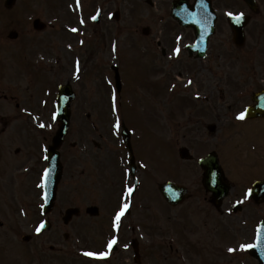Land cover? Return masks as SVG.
<instances>
[{
	"label": "rangeland",
	"instance_id": "rangeland-1",
	"mask_svg": "<svg viewBox=\"0 0 264 264\" xmlns=\"http://www.w3.org/2000/svg\"><path fill=\"white\" fill-rule=\"evenodd\" d=\"M31 1H33L32 7L45 6L47 10H50L49 7L51 9L54 8L52 3L55 0ZM96 1L97 0H82V7L78 8V5L75 3L76 0H57V9L55 10L57 11L59 20L54 19L56 23V27L54 30H52L51 32H41L36 31L32 26H29L28 30L25 29L24 32H21V37L17 42L9 41L8 43H6V46L9 45V50L12 49V51H15V44L10 43H48L50 39L49 36L50 34H52L55 38V43H57V54L61 55L60 59L62 62L57 63L58 70H53L51 72V81L56 82L57 84L64 83L65 81H70L77 91V97L72 105L73 112L68 141H66L60 147V150H63L62 154L64 155L65 151L66 155L63 158L66 164V173L64 186H62V189L69 190L72 185H66L70 184V180L75 179V175H77L76 172H73V166L75 165L77 167V161L74 158V155L77 154L72 152H79V142L82 137L86 139V135H88L89 137L99 139L100 134H103V136L105 135L114 137L118 133V131L114 128V124L116 122V118L121 114L126 120L129 119L128 121L138 128L139 137L135 142H133V152L135 157L141 160L144 159L148 162L149 171L152 173H145L144 169L143 172L141 171L139 173L141 180L143 177H145V179L143 178V183L144 188L146 187L148 194H146L143 188L140 203H137L136 205L137 211L141 209L137 218H139L140 216L144 217L146 213H149V218H151L152 222V229L146 228L149 235L145 239L140 240V244L144 248L146 247L144 255L141 256L143 264H216L214 262L216 257H214V251L212 250L213 247L211 246L212 239L210 237H212V225L215 223H219L218 219L219 221H221V219L219 215L214 212V209L211 207V205L204 202L205 197L207 199L209 197H207L204 193V188L201 182V175L197 174L194 166L189 165L188 162L182 163V165H180V168L181 166L183 167L181 168L182 173L178 172L175 168L179 165V162L177 160V154H175L174 145L171 142V136L169 135V133L171 134V131H169L168 133L165 126L162 127V103H160L159 100L154 102L152 100V104L150 102L151 94L153 95V93L154 95H156L160 92L159 99L161 101H165L167 99L164 96L163 92H161L160 83L158 81H153L152 88L149 86V89H151L152 92L151 94H148L149 91L148 93L146 92L147 79H145L144 70L142 69L140 71L143 72L141 76L138 69H136V72L134 74L138 73V77L134 78V81L129 80L128 73L126 72L123 79V92L124 94H126L125 99L130 100L133 103L135 98L137 109H135L134 112L128 111L127 107L123 108L125 106L124 104H119L117 105L116 112L112 110L111 98L113 97L115 91L112 88L113 86H111L109 82L113 80L114 75L109 74V65L105 63H107L108 61L109 63L120 61L122 59L121 55H124L121 52H126L125 56H128L129 63L132 66L136 67L138 66L136 64L137 62L145 61L147 43H157V39H160V41H162L163 43H167L170 45L172 42V38H170L169 36L171 35V33L176 34L179 30V28L174 29V25L170 24L168 9L171 0H153V4L148 3L147 0H113L114 6L111 8L110 14L113 12V10H120L121 16L119 21L107 19L108 12L106 11H109L110 9L108 6V2H105L108 8L103 7L105 11L103 10L102 21L98 26H93V23L90 22V18L92 20L94 16L93 14L97 12V10L95 9ZM100 1L103 2V0ZM102 5H104V3ZM217 5L220 11L224 13L225 8L228 6V3L227 0H218ZM72 8L78 9V11L85 10L86 18L88 17V26H85L83 30L75 32L67 30L68 25H73L72 20L75 18L72 17V15H76L73 14L72 11H68ZM82 8L83 10H81ZM51 11L50 16L52 14ZM161 15L164 16L161 17ZM260 21L261 19L254 22V25H250L248 27V32L253 35L252 37L255 36V31L259 30L261 25ZM146 26L154 27V29L152 28V32L148 35L142 32V28ZM167 26L169 27V30L171 32H169L170 35L168 34ZM59 28H61L62 31ZM228 32L229 30L226 24H219L218 32L213 38V43H220L221 41L222 43H231L229 41L231 34L230 32L228 34ZM97 33L98 35H100V37H98ZM248 43L254 42L249 41ZM114 45L115 50L113 48ZM221 50V56L227 57L229 53L226 50L225 45L222 49L217 48V50L215 51H217L218 54ZM230 50H232L231 52L233 53V55H235L232 47H230ZM245 50L246 52L252 54V56L248 59L252 68L256 69L260 62H257V59L253 58V50H255V48L253 49L249 44V46H247ZM91 52L93 53L91 54ZM131 53L135 56H140V58L138 60H133L132 55H129ZM142 53L144 56H141ZM12 55H14V53ZM90 55H92L93 57L98 56L100 58H98V60H90V62H88L86 65L84 63V59H86V57H89ZM147 57H149V54L147 55ZM183 59L184 63L180 66H174L173 70L168 74L169 76H174V79L176 81H179V79H184L182 76H180V74H182L183 72H189L190 65L193 69H195V67L197 66L196 63L193 64L190 62L189 64V62H187L185 58ZM81 60H83V62H81ZM125 60L128 61L126 57ZM225 63L226 62H223L220 58L217 59V76L219 75L218 71H221L223 74V69L225 70ZM227 64L228 63H226V65ZM64 65L68 66V68L64 67ZM141 65L145 69V63H141ZM60 67H62L61 70ZM208 70L209 69H207V71ZM214 70L216 69L214 68ZM150 72L152 75H154L155 78H159L160 76L162 77L165 75L162 72L161 68L157 69L156 65H153V68H150ZM156 73L157 75L155 76ZM177 76H180L181 78L177 79ZM218 80L217 84L216 82L211 83L212 87H217V91L212 93V97L214 98V104H221L224 107V104H227L230 101V99L228 98L229 93H223L222 95H220L218 88H220L221 86L220 83H222L223 86L224 83L227 84L228 78H226V80H222V82ZM165 83L164 88H167L168 83ZM44 85L45 83H39L37 79V86L42 87ZM134 85L136 86V89H134ZM233 85L234 83L227 84V86H230L229 90L233 89ZM154 87H156V89H153ZM47 88L44 91H46ZM52 91L53 89L51 90V92ZM129 91L133 100L129 95ZM188 91L193 94V86L189 87ZM21 93L25 94V90H22ZM173 94L175 99V102L173 101V104L176 110L184 109L181 103L186 99H188V103L193 104L194 109H196L197 107L198 109L201 108L203 104L207 105V103H204V101H201L200 99L191 100L190 98L192 97L190 96V94L178 89V86L173 88ZM115 96L116 103H119L120 97L122 98V96L119 95L120 97L118 98L116 93ZM123 101L127 102L124 99ZM246 101L247 99H245L243 102ZM149 106L151 108H149ZM158 106L160 110H157ZM122 108L124 109V111ZM236 109H238V107ZM234 110L235 109H232V111L230 110L231 114ZM150 112L153 114L151 115L152 120L149 118V116L145 115ZM167 112H170V110H167ZM88 113L91 114L90 123L87 122L88 120H86V115ZM175 114H178V116H180L179 119L182 122V117H184L183 115H181L182 112L178 113L175 111ZM196 117L197 114L193 113L191 114L190 120H194ZM138 119L140 120L138 121ZM41 124H44V122H42ZM220 124L225 125V119ZM250 124L251 123H244L242 125L249 126ZM49 125L51 126L49 127ZM168 125L169 127L170 125H172L171 121ZM93 126L95 127V130L93 129ZM43 128L41 129V135L47 132H53V130H51L50 128L54 129V124L53 122H50ZM253 132H257L259 134L253 133L251 135L249 134L250 136L248 138L239 137L234 140V142L228 141L231 144L226 147V149L231 148L229 153H234V156L229 157V160L227 162L230 163L233 160L238 161L239 163L237 164V166H235V168L240 174H243L246 171V167L240 164V162L241 158H244L245 154L248 152V143L252 142L255 145L256 143H261L262 137L264 135V127L262 131H259L258 127V130L254 129ZM233 133L240 134L241 130L234 129ZM24 134L25 137H28L27 134H31L33 138L35 137V134H32L30 132V129L26 126L24 129ZM174 134L176 138H179V136L177 135V131H174ZM218 139L219 138H217V140ZM233 139H235V137H233ZM39 140L41 141L40 144L44 142L41 139H36L32 142L36 141L35 144L36 146H38L37 143H39ZM70 141H76L77 143H79L77 149H73L71 147ZM197 141L198 140H196L195 143L198 145ZM45 142L47 143V141ZM45 142L44 145L46 144ZM184 142H188L192 145L194 144V141L190 138V136H188V139L180 138V142H177V146L184 145ZM112 152L113 151H109V154H101L100 156L106 157V169L108 168L109 162L111 166L114 163V159L112 158L111 154L114 155L113 153H115L116 151H114L113 153ZM227 156H223L224 162L226 161ZM115 157H117L116 153ZM101 169L105 170L104 167H101ZM173 177L178 178L179 181L188 186L191 191L189 197L185 200V203L177 207L168 205L158 189V185L161 182L165 181L168 178L172 179ZM105 185H108V187L113 189L112 185H109L108 183H106ZM233 187L234 188L230 202H232V199L236 194H243V191L239 188V186L234 185ZM71 191H73V189H71L70 192ZM101 194L102 193L99 192L98 195L92 197L93 200L89 201L94 202V204H101ZM116 195H119V193H116ZM113 202L114 206L116 205L117 207L121 203V197L115 198ZM103 204H105V206H112V204L108 200H103ZM242 205L243 210L237 213H232V218L230 221V223L232 222V230L229 237L230 242L228 245H233V249L238 248L241 244L250 243L253 241L252 237L254 227L252 226L257 225V218H259L260 216H264V207H257L254 206L253 203L249 202L242 203ZM222 218L225 221L224 217ZM106 220L107 219L104 217L102 222L104 224H107ZM53 221L58 226L63 225L61 219L59 218L55 217ZM89 222H91V219H89ZM222 226L224 227V223L222 224ZM65 229L68 228L65 227L62 230L65 231ZM62 230H54L56 232L55 237L52 236V232H44L37 237L41 242V249H46V251L43 252L40 250V256L42 257V255H45L47 257L53 256L59 258L60 252L51 253L49 252L50 249H48L49 246L55 245L56 249L64 248L65 250H68V254L63 255L64 259H66L65 264L68 260L74 264L73 258H71L69 254L71 250L79 249L80 243H77V240L80 239H69L68 241H66L65 239H63L61 234H59L62 233ZM223 230V228L222 230H215V232H219L218 234H216L215 240L220 241L222 244L227 242L225 234L221 232ZM141 231L146 233L145 230ZM9 232L10 231L7 228L0 229V260L3 257V254L1 255V252H3L8 258L7 264H31L34 260V256L31 253L32 251L34 252L32 247L28 248V246H15L14 248L9 246V242H14L12 240V233ZM106 233L108 234V232ZM136 235L140 237L139 232H137ZM107 236L109 235L99 234L98 236H96V231L94 230V233L92 235H89V248L95 250L104 248V244L107 241L105 240ZM102 240H104L102 247L94 248L91 246V244L93 245L94 243L95 245L100 244ZM162 242L164 245H160ZM191 242L197 243L196 249L190 247ZM128 243L129 241L127 240L123 241L119 239L117 241V250L112 251V255H110V258L107 261L96 260L95 258L90 257L89 263L133 264L132 252L131 250H129L130 248ZM170 243H173V246L175 247H173L172 250L169 246ZM125 245H127V247H125ZM176 248L178 249L177 251L175 250ZM234 252H236L237 255L234 256L228 254L227 256H224V264H257L256 260L253 257L250 256V258H248L245 251L243 252L241 251V249H236V251ZM239 254L241 258L243 257V259L238 257ZM0 264H2V261L0 262Z\"/></svg>",
	"mask_w": 264,
	"mask_h": 264
},
{
	"label": "flooded vegetation",
	"instance_id": "flooded-vegetation-1",
	"mask_svg": "<svg viewBox=\"0 0 264 264\" xmlns=\"http://www.w3.org/2000/svg\"><path fill=\"white\" fill-rule=\"evenodd\" d=\"M257 1L260 5L264 2V0ZM6 5V0H0V52L2 49L7 50L5 44L9 42L7 39L8 31L10 29L24 30L32 20L30 17L32 11L27 0H16L11 7ZM259 11L260 9L257 10V13H259ZM24 44L25 43H19L20 55L18 57V68L20 73L29 75L28 77H30V79L25 87L26 96L23 98L21 97V93L13 92L14 89L11 88V86H13L12 83L10 84L7 80L4 81V75L8 71V56L0 55V205H4L13 211L11 216L13 219L15 218V213L18 214L24 208L30 207L33 209L34 215L36 217L39 216L41 206V169L44 165L40 143H37L38 146H36V141L32 142L35 139L31 134H27L28 137H25V134L20 135V127L25 121H28V119H24L26 112L38 107L34 104L32 86L34 71H36L35 62L36 60L38 61L39 57H35L33 51L32 53H30V50L26 51V46ZM236 74L239 75L238 77L241 76V72H237ZM251 80L252 87L247 92L238 90V86L235 84L232 86L233 90H235L238 95V97L235 98L237 103H229L224 108L219 106L220 111L225 110V114L221 117H218L217 112L212 113L208 105H205L202 110H199V113L200 111L204 113L200 115L203 119L197 121V125L200 128L198 131L201 134H206V131L214 133L217 122L224 119L229 126V130L235 129L236 121H234L233 113L237 110V107L239 108L240 105H238V103H244L243 101L247 99L245 96L249 97V101H251L252 94L264 87V66L261 71L252 73ZM249 104L250 103H247L244 108ZM213 107L216 108V105H213ZM232 109L235 110L231 114L230 110L232 111ZM206 113L208 114L206 115ZM249 121L252 123L261 122L253 126V130H258V127L259 131L263 130L264 120L257 119ZM17 128L19 129L16 130ZM94 144L98 147L100 146V144ZM88 149L89 148H85L86 151ZM101 154L104 153L96 151L84 152V155L90 157L86 163L87 170H89L90 174H95L96 170L98 172V177H100L102 172L101 167H104L107 172L111 169L110 162L106 169L105 162L107 160L104 156L100 157ZM116 159L118 161L115 162V169L118 171V178L121 179V175L126 176L127 174V162L126 159H121L119 156L116 157ZM90 179L94 180V177L91 176ZM119 187V190H116L119 191L118 193L122 192L123 184H120ZM96 192L97 194H99V192L102 193L101 204H103V200H108L112 204L115 194L112 188H105V186L102 185ZM107 207L108 212L114 211L113 207L110 205ZM103 218L104 217L100 220L102 221ZM105 218L107 219V227L109 225L112 227L114 224V217L109 216ZM101 221L100 229L104 230ZM71 223L73 224L74 222L72 221ZM84 227L85 226H83V230H85Z\"/></svg>",
	"mask_w": 264,
	"mask_h": 264
},
{
	"label": "water",
	"instance_id": "water-1",
	"mask_svg": "<svg viewBox=\"0 0 264 264\" xmlns=\"http://www.w3.org/2000/svg\"><path fill=\"white\" fill-rule=\"evenodd\" d=\"M180 6L181 4L178 7ZM205 15L206 14H204V16ZM237 33L242 34V26L240 29H238ZM73 97L74 95L69 87H67L66 90L62 91L59 96L58 113L60 119V129L54 138V146L51 147L49 152L50 164L48 167V186L51 188L53 187L54 190L61 176V164L59 162V153L57 151V148L60 146L68 129L70 119L69 103ZM216 180L218 184L215 186V182L212 181V175L207 174L204 182L208 189L213 190L214 192H218V194L222 196V194L226 190V187L219 182V178H216ZM161 190L166 199L171 203L179 202L184 193V190H180L179 188H177V186L170 183L161 185ZM263 246L264 242H261L258 249L260 250V247L262 248Z\"/></svg>",
	"mask_w": 264,
	"mask_h": 264
},
{
	"label": "snow or ice",
	"instance_id": "snow-or-ice-1",
	"mask_svg": "<svg viewBox=\"0 0 264 264\" xmlns=\"http://www.w3.org/2000/svg\"><path fill=\"white\" fill-rule=\"evenodd\" d=\"M228 15L231 16L232 13H228ZM242 15H243V14H241V16L237 17V19H240V18L242 17ZM93 19H96V17L94 16ZM81 23H83V21H81ZM72 31L75 32V31H78V30L75 29V28H73ZM81 42H83V41H81ZM113 48H114V50H115V45L113 46ZM175 51H176L177 54H179V48H177ZM188 83L191 84L192 81L189 80ZM112 101H113V103H112L113 111H116L117 105H116V96H115V93L113 94ZM52 118L55 119V114H53V117H52ZM237 118L243 120V119L245 118V112H240ZM50 126H51V125H49V127H50ZM40 127L43 128V127H45V125H44V124H40ZM114 128H115V129H119V128H120V118H119V117L116 118V122H115V124H114ZM47 175H48V173H47V170H46V171H45V179L47 178ZM132 191H133V189H132L131 187H129V188L127 189V193H128L129 196H131ZM248 195H251V189H249L248 193H246V198H247ZM241 202H242V201H241ZM128 208H129V204L125 203V204H123V205L121 206L120 210L116 213L115 218H114V224H113V227L116 228L117 230H118L119 227H120V224H121V218L124 216V214H125V212H126V210H127ZM44 227H45L44 222H41V223L39 224V226L36 228V232H37V233H40L41 230H42ZM256 241H257V243H256L255 245L250 244V243H244V244H241V245H240V248L246 250V249H250V248L256 247V246H258L261 242H264V227H262V228H258V229H257V231H256ZM116 243H117L116 239L113 238V240H111V241L109 242L108 247L111 248V247H112L114 244H116ZM125 247H127V245H125ZM228 251H229V252H234V251H236V249L229 248ZM85 255L90 256V257L103 258L104 256L107 255V253L86 252Z\"/></svg>",
	"mask_w": 264,
	"mask_h": 264
}]
</instances>
